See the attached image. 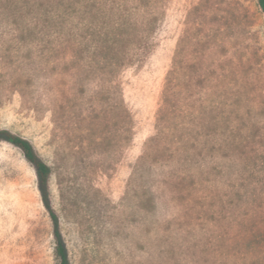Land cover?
Returning a JSON list of instances; mask_svg holds the SVG:
<instances>
[{
    "label": "rangeland",
    "instance_id": "1",
    "mask_svg": "<svg viewBox=\"0 0 264 264\" xmlns=\"http://www.w3.org/2000/svg\"><path fill=\"white\" fill-rule=\"evenodd\" d=\"M65 2L63 39L148 34L140 60L103 73L88 52L31 42L0 10V130L50 166L69 264H264L257 0ZM0 264H58L34 167L6 140Z\"/></svg>",
    "mask_w": 264,
    "mask_h": 264
},
{
    "label": "trees",
    "instance_id": "2",
    "mask_svg": "<svg viewBox=\"0 0 264 264\" xmlns=\"http://www.w3.org/2000/svg\"><path fill=\"white\" fill-rule=\"evenodd\" d=\"M257 3L264 14V0H257ZM73 6V3H66L65 0H0L1 12L11 17L10 25L17 30H25L33 43L45 41L52 44L59 41L60 44L66 43L73 50L76 49L80 54L88 52L98 58L101 63L99 69L103 73L106 69L113 72L126 64L140 60V56L147 48L145 39L148 34L106 30L89 34V37L73 34L74 37L63 39L62 31L73 12L71 10L74 9ZM171 81L168 80L169 85L167 84L163 93L167 94L171 91L170 89L173 88L170 85ZM0 140H6L17 146L34 167L42 202L53 223L58 264H69L66 247L58 228V219L48 199L50 166L37 155L27 139L7 130H0Z\"/></svg>",
    "mask_w": 264,
    "mask_h": 264
}]
</instances>
